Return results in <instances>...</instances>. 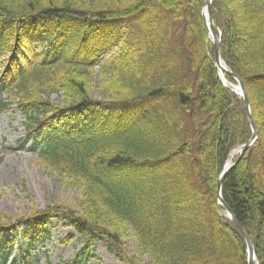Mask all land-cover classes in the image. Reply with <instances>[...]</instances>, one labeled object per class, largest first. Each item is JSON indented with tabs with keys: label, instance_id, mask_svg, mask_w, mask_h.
<instances>
[{
	"label": "trees",
	"instance_id": "trees-1",
	"mask_svg": "<svg viewBox=\"0 0 264 264\" xmlns=\"http://www.w3.org/2000/svg\"><path fill=\"white\" fill-rule=\"evenodd\" d=\"M203 8L204 0H0V116L16 108L24 143L81 192L19 220L0 216L3 246L24 226L44 235L63 220L82 255L103 243L120 264H248L217 180L251 128L243 100L219 80ZM212 15L258 133L222 197L264 264V0H213Z\"/></svg>",
	"mask_w": 264,
	"mask_h": 264
},
{
	"label": "rangeland",
	"instance_id": "rangeland-1",
	"mask_svg": "<svg viewBox=\"0 0 264 264\" xmlns=\"http://www.w3.org/2000/svg\"><path fill=\"white\" fill-rule=\"evenodd\" d=\"M99 84L100 72L97 69L92 93L98 99L102 98V89L97 88ZM22 122L16 109L0 117V216L13 220L49 207L72 204L81 195L69 182L48 172L39 156L31 150L32 145H22ZM7 236L4 232L0 233V264H23L24 259L26 264H46L48 260L51 264L65 261L75 264H120L103 243L94 246L88 256L82 255L83 242L63 220L52 221L45 235L31 236L24 226L20 235H12L15 243L3 246L2 240ZM126 244L128 252L137 254L131 239Z\"/></svg>",
	"mask_w": 264,
	"mask_h": 264
},
{
	"label": "water",
	"instance_id": "water-1",
	"mask_svg": "<svg viewBox=\"0 0 264 264\" xmlns=\"http://www.w3.org/2000/svg\"><path fill=\"white\" fill-rule=\"evenodd\" d=\"M212 0H205V8L203 10L202 16L205 21L207 30L209 32V35L212 39L213 47L215 50V61H216V68L221 70L223 67L222 63V56H221V37L217 35L215 31V25L213 21V16H212ZM222 65V66H221ZM224 71L231 76L235 81L238 83V87L240 90V93H238L244 100L245 108L247 111L248 119L250 122L251 130H252V136L251 139L242 147L239 148L237 151V154H240L241 157L245 154V152L254 145L256 140L258 139V134H257V128L251 113V105L250 101L247 97L246 91H245V86L244 83L242 82L241 79L236 77L231 71L228 69H224ZM223 85L225 86L224 81L221 79ZM237 94V93H236ZM234 167V164L229 165L228 163L226 164L223 172L219 176L217 180V189H218V203L220 206L223 207L225 210L226 216L230 219V221L233 223V225L236 227V229L239 231L243 239L245 240L246 247H247V252H248V264H259L256 256V250L253 242L251 239L247 236V233L241 223L236 219L234 216L231 208L224 202L222 198V191H223V184L224 180L229 173V171Z\"/></svg>",
	"mask_w": 264,
	"mask_h": 264
},
{
	"label": "bare ground",
	"instance_id": "bare-ground-1",
	"mask_svg": "<svg viewBox=\"0 0 264 264\" xmlns=\"http://www.w3.org/2000/svg\"><path fill=\"white\" fill-rule=\"evenodd\" d=\"M222 65H223V67L221 68V70L219 69V74H218V76H219V80H220V78H221V79L224 81L226 88H228L229 90H231V91L234 92V93H237V96H239L238 93H240V90H239V87L237 86L238 83H237V82L231 83V82L228 80L230 77H229V76L227 75V73L224 71V69H227V68H226V66L224 65V63H222ZM222 65H221V66H222ZM220 82H221V80H220ZM221 83H222V82H221ZM236 154H237V151H235V152L230 156V158H229V160H228V164H229V165L232 164L234 158L236 157Z\"/></svg>",
	"mask_w": 264,
	"mask_h": 264
}]
</instances>
